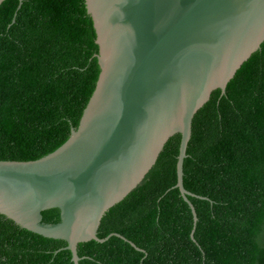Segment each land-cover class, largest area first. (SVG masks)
<instances>
[{
    "label": "trees",
    "instance_id": "1",
    "mask_svg": "<svg viewBox=\"0 0 264 264\" xmlns=\"http://www.w3.org/2000/svg\"><path fill=\"white\" fill-rule=\"evenodd\" d=\"M5 0L0 6V160H34L77 128L100 73L86 0ZM181 133L143 181L80 243V264H264V41L196 112L177 183ZM41 224L62 221L60 208ZM115 233H119L117 235ZM67 241L0 213V264H74Z\"/></svg>",
    "mask_w": 264,
    "mask_h": 264
},
{
    "label": "water",
    "instance_id": "2",
    "mask_svg": "<svg viewBox=\"0 0 264 264\" xmlns=\"http://www.w3.org/2000/svg\"><path fill=\"white\" fill-rule=\"evenodd\" d=\"M86 6L100 73L78 127L41 158L0 160V213L66 240L74 264L83 258L80 243L113 235L98 236L104 215L143 181L176 133L174 187L192 209L194 238L198 215L184 184L194 116L215 89L226 92L264 41V0H86ZM51 208H60L62 221L41 224Z\"/></svg>",
    "mask_w": 264,
    "mask_h": 264
}]
</instances>
